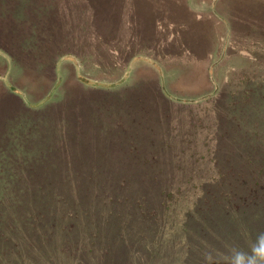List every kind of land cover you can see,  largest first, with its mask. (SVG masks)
Returning <instances> with one entry per match:
<instances>
[{
	"label": "rangeland",
	"instance_id": "1",
	"mask_svg": "<svg viewBox=\"0 0 264 264\" xmlns=\"http://www.w3.org/2000/svg\"><path fill=\"white\" fill-rule=\"evenodd\" d=\"M0 66V264L22 222L78 237L62 264L96 262V223L144 236L128 264L264 231V0H0Z\"/></svg>",
	"mask_w": 264,
	"mask_h": 264
},
{
	"label": "trees",
	"instance_id": "2",
	"mask_svg": "<svg viewBox=\"0 0 264 264\" xmlns=\"http://www.w3.org/2000/svg\"><path fill=\"white\" fill-rule=\"evenodd\" d=\"M29 166V165H28ZM5 192V191H4ZM3 192V194H4ZM13 191L10 193L12 194ZM76 203H78L77 205L79 206V210L81 207V210L83 209L82 206V202L81 199L80 201L78 200ZM59 215L58 218H60L61 220V225L60 226H53L54 228L48 229L49 225L47 226V224H45L43 233H48V231H51V235L52 236H64L66 235L64 232V229H61L62 226H66V229H72V225L71 223L69 224L68 222H66L67 220L71 219L72 217L77 218L78 217V211L74 212V215L72 212H69L68 210L62 211L61 214L62 216H60V211L58 212ZM78 213V214H77ZM84 213V212H83ZM56 215H52V222L48 223V224H56L57 222V218H55ZM32 219V225L30 226V228L34 227V222H35V216H31ZM55 222V223H53ZM29 223V222H28ZM69 224V225H68ZM27 225V222L23 224L22 222V228H23V234L24 237L22 239V241H18V242H14V243H6V255L12 256L13 258L10 259L8 261V264H62L61 262H58L60 260V258H64L67 256L68 251L70 249L75 248V252L78 250L77 249V245L79 244V240L78 237H75V245H70V246H66L64 243H67V241L63 242L62 245H57L54 243H51L52 239H50L49 237L47 238H42L40 239H35L34 240V236L31 238H28V236H26V234L28 233V229L25 227ZM48 227V228H47ZM127 231V230H126ZM125 229L123 231H121L119 233L118 238H116V234L115 232H110L108 234H106L104 231L101 230L100 228V224L96 223L95 228L93 229V238L97 239L96 241L93 240L91 243H89L91 246H93V249H90L91 252H97L95 253L96 256H98V259L94 260L95 263L93 264H128L127 260H126V252H129V249L133 250L134 247L142 249L141 246H137L136 243H139V245L142 243L141 241L142 238L144 237L143 235L141 236V234L138 233H128L126 232ZM39 232H41L39 230ZM42 233V234H43ZM75 235L77 234V232H74ZM89 233V232H88ZM87 233V235H88ZM41 234V233H40ZM46 236V235H43ZM38 236H36V238H38ZM66 238V237H65ZM106 240V241H105ZM91 241V240H90ZM101 241H103V243H101ZM36 242H42V246L41 244H39V246H36ZM101 243V244H100ZM146 243V241L144 242ZM88 243L86 245H89ZM100 246V248H96L94 246ZM104 245V246H103ZM123 246L120 250H119V246ZM103 246L104 249H101ZM42 247V248H41ZM145 248V247H144ZM191 252L189 250H186V252H184L182 249V253L184 254V258L182 257V261L180 262V264H188L190 262H192V260L195 261V264H199V259L203 260L202 262H204L206 259H208L209 256H211V249L210 250H201L198 248H191ZM97 250V251H96ZM145 250H147V252H145L146 254H150L154 251L151 252V247L148 245ZM54 251V253H53ZM138 251V249H137ZM179 253L181 252L178 251ZM161 253V252H160ZM186 253V254H185ZM219 253V252H218ZM123 254L124 257H123ZM134 254H137L136 251H134ZM139 254V253H138ZM167 253L162 252V256L166 257ZM16 256V257H15ZM142 257V256H141ZM140 257V258H141ZM139 258V257H138ZM73 258H70L69 260H72ZM144 260V258H141ZM65 261V260H64ZM77 264H86L84 263L82 260H76ZM67 264H75L72 262H66Z\"/></svg>",
	"mask_w": 264,
	"mask_h": 264
},
{
	"label": "clouds",
	"instance_id": "3",
	"mask_svg": "<svg viewBox=\"0 0 264 264\" xmlns=\"http://www.w3.org/2000/svg\"><path fill=\"white\" fill-rule=\"evenodd\" d=\"M211 261V257H208ZM230 264H264V231L256 234L249 250L233 249Z\"/></svg>",
	"mask_w": 264,
	"mask_h": 264
},
{
	"label": "crops",
	"instance_id": "4",
	"mask_svg": "<svg viewBox=\"0 0 264 264\" xmlns=\"http://www.w3.org/2000/svg\"><path fill=\"white\" fill-rule=\"evenodd\" d=\"M171 1H175V0H171ZM189 1V0H188ZM257 1V0H256ZM232 4V3H231ZM255 6H258V8L261 6L259 3H257L256 2V5ZM232 9V8H231ZM193 11V10H192ZM185 13H187V12H185ZM212 27H215L214 25H212ZM214 39V38H213ZM0 67H2V66H0ZM5 69V68H4ZM4 69H2V68H0V73L4 70ZM71 72V71H70ZM210 88H211V86H210ZM210 88H209V90H210ZM147 113H144L143 115H146ZM136 120V119H135ZM137 121L138 120H136L134 123H137ZM29 122V123H28ZM27 123L25 122V123H23V125H31L32 126V123L30 122V121H28ZM27 166H28V164H26Z\"/></svg>",
	"mask_w": 264,
	"mask_h": 264
}]
</instances>
